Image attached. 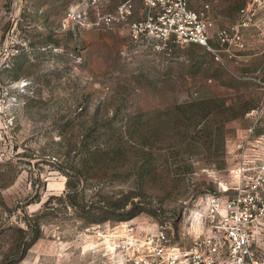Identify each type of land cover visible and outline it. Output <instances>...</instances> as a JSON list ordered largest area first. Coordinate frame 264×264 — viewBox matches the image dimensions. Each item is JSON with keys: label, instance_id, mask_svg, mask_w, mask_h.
Here are the masks:
<instances>
[{"label": "rangeland", "instance_id": "obj_1", "mask_svg": "<svg viewBox=\"0 0 264 264\" xmlns=\"http://www.w3.org/2000/svg\"><path fill=\"white\" fill-rule=\"evenodd\" d=\"M123 1L0 0V264H121L126 224L188 248L264 164V0H192L206 46L135 36L141 0L103 24Z\"/></svg>", "mask_w": 264, "mask_h": 264}, {"label": "built area", "instance_id": "obj_2", "mask_svg": "<svg viewBox=\"0 0 264 264\" xmlns=\"http://www.w3.org/2000/svg\"><path fill=\"white\" fill-rule=\"evenodd\" d=\"M107 0H81L91 6ZM192 0H141L144 16L130 23L135 36H153L160 40L173 37L179 43L206 46L207 30L211 23L203 13L191 8ZM133 12L131 0L121 2L115 12L102 16L101 22L110 25ZM252 175L246 166L234 168L238 178L234 187L221 194H210L203 200L199 217V232L192 244L181 247L171 242L169 226L141 232L135 226L122 227L116 243L121 264H262L253 247L258 228L264 223V164L253 167Z\"/></svg>", "mask_w": 264, "mask_h": 264}, {"label": "trees", "instance_id": "obj_3", "mask_svg": "<svg viewBox=\"0 0 264 264\" xmlns=\"http://www.w3.org/2000/svg\"><path fill=\"white\" fill-rule=\"evenodd\" d=\"M106 151L103 149H95V150H91L90 152H88V155H90L91 157H97V156H101V155H105ZM20 232H24L22 229H19Z\"/></svg>", "mask_w": 264, "mask_h": 264}]
</instances>
